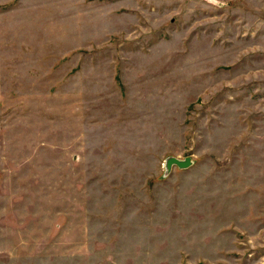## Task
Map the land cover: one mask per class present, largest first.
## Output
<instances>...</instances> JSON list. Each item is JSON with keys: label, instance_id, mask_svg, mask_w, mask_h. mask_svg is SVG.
<instances>
[{"label": "rangeland", "instance_id": "obj_1", "mask_svg": "<svg viewBox=\"0 0 264 264\" xmlns=\"http://www.w3.org/2000/svg\"><path fill=\"white\" fill-rule=\"evenodd\" d=\"M0 264H264V0H0Z\"/></svg>", "mask_w": 264, "mask_h": 264}, {"label": "water", "instance_id": "obj_2", "mask_svg": "<svg viewBox=\"0 0 264 264\" xmlns=\"http://www.w3.org/2000/svg\"><path fill=\"white\" fill-rule=\"evenodd\" d=\"M192 164L191 159L186 157L184 159H179L175 157H168L165 160V169L166 173H169L172 167H176L178 169H186Z\"/></svg>", "mask_w": 264, "mask_h": 264}]
</instances>
